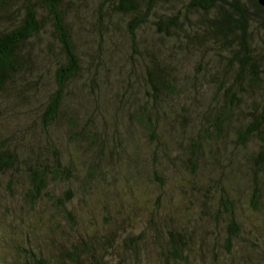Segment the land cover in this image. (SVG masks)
<instances>
[{
    "label": "rangeland",
    "instance_id": "1",
    "mask_svg": "<svg viewBox=\"0 0 264 264\" xmlns=\"http://www.w3.org/2000/svg\"><path fill=\"white\" fill-rule=\"evenodd\" d=\"M28 1L43 20L41 2ZM115 1H62L80 73L66 85L52 124L44 127L40 117L59 60L47 21L31 41V70L14 77L17 88L5 85L0 92V148L26 164H52L56 153L70 172L65 181L48 182L50 199L42 197L32 206L23 201L22 167L8 176L9 186V174L0 181V264L32 255L56 261L79 241L91 244L104 264H158L169 233L185 241L184 264H264L263 173L252 161L257 140L233 145L251 119L250 106L264 109V89L238 92L239 106L221 111L222 89L215 93L210 72L193 76L197 63L215 64L221 47L206 39L176 47L175 37L156 36L150 23L175 13L186 0H158L132 38L126 33L130 15L116 14ZM25 2L12 0L0 8V29L16 23ZM143 45L160 50L175 70L169 80L173 92L160 96L156 105L145 102ZM141 107L149 113L150 132L136 122ZM205 111L222 112L220 132L211 123L215 113L206 121ZM189 161L196 164L193 172ZM253 187L255 210L249 205ZM65 191L70 199L61 209L54 199ZM224 196L238 226L229 250L223 248L228 215L219 199Z\"/></svg>",
    "mask_w": 264,
    "mask_h": 264
},
{
    "label": "trees",
    "instance_id": "2",
    "mask_svg": "<svg viewBox=\"0 0 264 264\" xmlns=\"http://www.w3.org/2000/svg\"><path fill=\"white\" fill-rule=\"evenodd\" d=\"M10 1L12 0H0V8L2 9ZM39 1L45 11L43 20L41 16L36 15L35 5L26 0L23 6V14L16 23L7 29H0V92L5 91V85L17 88L14 87V77L24 71L31 70L34 58L32 49L30 50L31 41L43 33L44 22L47 21L52 29V39L59 49V60L53 73L54 89L50 92L40 116L42 125L47 127L55 121L67 91L65 87L69 81L77 78L80 73V66L79 58L74 52L75 49L62 15L61 3L63 0ZM157 1H115L114 12L116 14L130 15L126 29L129 37L132 38L137 29L147 23L146 19L156 7ZM184 12L192 13L193 16H185ZM5 18L8 22L9 14L6 13ZM150 23L156 36L159 35L164 39L175 37L176 47L182 43L185 45L191 40L201 43L203 39L208 42H215L221 47L222 54L217 55L216 59L213 60L214 65L199 62L196 64L193 74L194 76L195 74L201 75L210 72L209 81L215 82L217 86L218 92L215 93H219V88L222 89L221 106H225V109H221V111L230 113L234 107L239 106L238 92L264 89V11L255 0H186L175 13L159 16ZM253 34L258 39H255ZM141 51L147 58L142 73V80L146 88L144 96L147 101L145 102H148V105L149 103L156 105L160 96L167 97L173 92L169 80H173L175 70L171 69L157 48L150 46L145 48L143 45ZM47 52H51L50 47H47ZM136 55L139 58L140 53L138 52ZM226 76L230 78L227 81L224 79ZM25 84L28 82L26 81ZM182 112L186 113V110H182ZM248 112L251 119L241 131L237 132L233 145L243 147L252 139L257 140L258 148L252 161L258 167L257 170L263 173L262 184L264 186V109L259 112L258 108L256 109L252 105ZM213 113L215 114L211 123L216 127L217 132H220V115L222 112L205 111L203 112V119L207 121ZM135 119L146 132H150L149 113L146 111V107H141L136 112ZM173 123L174 121H171V124ZM80 141L78 139L77 142ZM0 147H3V144H0ZM196 149H198L197 146L191 150L190 157H194L193 153L197 151ZM26 162L19 161L18 155L9 149L0 148V181L9 174L5 181V184L9 186L10 177H14L13 174H18L17 168L22 167L25 179L23 201L26 205L32 206L42 197L49 198L46 193L48 182L65 181L70 178L69 170L61 166L56 153L53 154L52 164L49 165L41 162H28L26 164ZM189 164L193 172L196 164L190 161ZM152 174L154 179L158 180L156 173L153 172ZM253 188L251 189L249 205L251 209L255 210V198L258 191L255 187ZM69 199L70 193L65 191L60 197L54 199V203L62 209ZM219 201L220 204H223L221 206L223 215H228L223 248L229 250L231 241L238 233V226L233 221L229 209L230 202L225 196L223 200L220 198ZM64 214L66 219L72 223V216L69 213ZM168 235L167 249L162 250L161 260L158 264H184L185 241L178 234L169 233ZM97 253L98 251L91 244L79 241L72 245L68 251L61 253L56 261L32 255L17 264H104L103 257L99 258Z\"/></svg>",
    "mask_w": 264,
    "mask_h": 264
},
{
    "label": "water",
    "instance_id": "3",
    "mask_svg": "<svg viewBox=\"0 0 264 264\" xmlns=\"http://www.w3.org/2000/svg\"><path fill=\"white\" fill-rule=\"evenodd\" d=\"M255 1L261 7V9L264 11V0H255Z\"/></svg>",
    "mask_w": 264,
    "mask_h": 264
}]
</instances>
